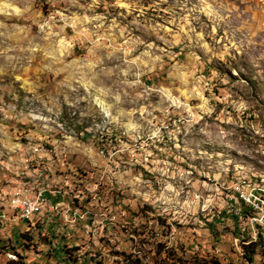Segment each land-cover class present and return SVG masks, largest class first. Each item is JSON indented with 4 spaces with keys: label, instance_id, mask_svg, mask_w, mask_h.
I'll return each instance as SVG.
<instances>
[{
    "label": "rangeland",
    "instance_id": "obj_1",
    "mask_svg": "<svg viewBox=\"0 0 264 264\" xmlns=\"http://www.w3.org/2000/svg\"><path fill=\"white\" fill-rule=\"evenodd\" d=\"M35 162L68 212L0 264H264L221 199L264 180V0H0V187Z\"/></svg>",
    "mask_w": 264,
    "mask_h": 264
},
{
    "label": "built area",
    "instance_id": "obj_2",
    "mask_svg": "<svg viewBox=\"0 0 264 264\" xmlns=\"http://www.w3.org/2000/svg\"><path fill=\"white\" fill-rule=\"evenodd\" d=\"M51 171L48 162H35L16 183L0 187L1 228L12 229L23 222L28 230L56 212L67 214L68 208L54 200L59 191L54 189ZM223 189L222 209L231 218L234 242L256 243L259 235L264 237V180L235 178Z\"/></svg>",
    "mask_w": 264,
    "mask_h": 264
},
{
    "label": "trees",
    "instance_id": "obj_3",
    "mask_svg": "<svg viewBox=\"0 0 264 264\" xmlns=\"http://www.w3.org/2000/svg\"><path fill=\"white\" fill-rule=\"evenodd\" d=\"M263 242H264V237L259 235L258 241L256 243H253L250 246H243V252H244L243 256L248 263H253L254 255H255V247ZM8 264H25V263L21 259H18L16 261H10Z\"/></svg>",
    "mask_w": 264,
    "mask_h": 264
}]
</instances>
